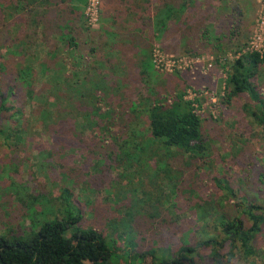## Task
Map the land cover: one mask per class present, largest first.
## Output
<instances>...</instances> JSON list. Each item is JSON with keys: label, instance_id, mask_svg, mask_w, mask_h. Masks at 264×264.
Here are the masks:
<instances>
[{"label": "trees", "instance_id": "1", "mask_svg": "<svg viewBox=\"0 0 264 264\" xmlns=\"http://www.w3.org/2000/svg\"><path fill=\"white\" fill-rule=\"evenodd\" d=\"M252 3L256 6V0H103L94 27L86 15L88 0H0V140L11 150L29 149L35 128L50 137L60 135L61 162L67 163V157L83 162L88 185L81 189L87 185L96 195L104 185L114 186L113 167L126 166L131 180L115 205L120 219L102 204L99 212H112L118 224L112 234L123 235L127 246L152 242V252L145 253L151 255L168 246L164 252L172 251L170 258L156 257L157 264H197L192 254L200 256L206 248L212 249L213 264H232L236 249L251 258L257 253L256 241L261 247L258 238L264 236V200L238 189L226 175L218 186L229 193L234 214L214 212L204 199L211 196L202 177L215 169L210 161L214 138L198 113L200 89L193 86L196 96L186 99L183 74L176 75L183 85L173 84V73L162 76L149 48L166 35L178 39L186 53L210 47L237 57L229 66L221 61L225 56L214 55L218 73L225 74L223 102L251 94L257 104L251 115L264 129V53H244L249 29L239 19ZM127 83L140 90L131 92ZM45 94L41 107H34L33 101ZM197 162L204 171L194 173ZM253 175L251 186L262 185L264 198V169ZM78 177L67 178L61 187L60 216L15 237H0V264H117L98 227L104 223L101 215L96 226L76 225L82 212L79 204L74 206L77 201L84 206L80 193L73 192ZM214 177L207 181L216 182ZM161 183L168 184L166 196H172L173 208L192 211L208 202L207 215L188 227L173 212L154 233L160 203L155 192ZM138 186L147 200L144 205L137 201Z\"/></svg>", "mask_w": 264, "mask_h": 264}, {"label": "rangeland", "instance_id": "2", "mask_svg": "<svg viewBox=\"0 0 264 264\" xmlns=\"http://www.w3.org/2000/svg\"><path fill=\"white\" fill-rule=\"evenodd\" d=\"M102 3L103 0H99L96 10H93V14L91 13L92 11L88 13L89 20L94 27L98 26L99 9ZM252 4L249 7H252ZM239 19L242 23L241 26L244 29H249V41L254 37L255 45L253 47H260L263 44L261 40L264 37V0H256V6L253 4L248 13L243 12ZM149 49L152 52L155 49L157 65H162L164 68L160 69L162 76L165 77L166 74L173 73L172 82L176 81L183 85V79L176 77L177 74H183L186 99H191L195 95L194 87L200 89L198 97H200L202 105L198 113L205 119V124H203L207 134L209 133V136L212 139L214 138L210 161L215 169L210 174L204 173L202 177L208 183L207 187L211 191V196L204 199L206 201L209 199L211 208L215 209L214 212L223 211L230 216L234 214L232 208L233 200L228 196L229 193L224 187L218 186L220 176L226 175L229 183L239 184L237 185L238 189L245 190L246 193L253 197L254 195L258 196L257 198L261 201L264 200L261 195L263 193L262 185L256 186L255 189L251 186L253 185L251 178L254 176L256 169H264V129L254 121L251 115L254 110H257L254 106L257 104L253 101L252 95L246 92L233 97L230 104L223 102L221 95L224 94L225 74L218 73L221 70H218L213 62L215 54H219L220 57L221 55L225 56L226 59L222 58L221 61H226L229 66L232 60L237 57L220 50H216L215 53V48L210 47L200 53H186L184 51L186 47L180 46L178 39L166 35L162 39L154 40ZM3 62L4 58L1 59V63ZM166 63L169 68L171 65H174V68L172 70L167 68L166 70ZM173 84L176 83L173 82ZM125 87L133 93H137L140 90L139 86L134 85V83H127ZM45 98L46 94L37 98V100L33 101V106L41 107ZM209 117L211 119H207ZM213 120L216 121L214 122ZM31 133L33 134L29 149L12 147L13 149L11 150V148L9 149V147L3 145L2 140H0V237H15L18 234L17 232L22 233L34 230L46 219L60 216L63 211V208L59 207L61 203L59 198L61 187L68 184L67 178L79 176L78 180H81L78 185L74 183L72 178V183L75 184L73 192H79V199L84 201L83 208L80 201H77L78 203L75 206L74 203H71L75 208L79 204L82 212V217L79 222H76V225L82 227L96 226L98 224H95V220L99 219L101 215L104 223L101 222L103 225H98V227L103 230L107 237L106 242L113 251L111 259L114 262L117 264H157L156 257L158 259L170 258L168 256L170 251L164 252V249L169 248L168 246H161L159 251L152 254H155V257H152L151 254H145L147 251L152 252V242L148 245L144 244V241H141L142 244L140 245L133 242L127 246L125 242L127 239L123 235L119 238V235L115 236L112 234L118 228L112 212L107 214L99 212L101 211V205L99 204H102L104 205L102 206L104 211H108L107 209L114 210L118 221L121 212L120 209H115V205L126 195L124 188L130 184L129 181L131 180V174L126 170V166L118 165L113 167L110 172V178L115 180L113 181L114 186L112 185L111 188L110 183V186L109 184L107 187L104 185L97 191L96 195L91 188H86L88 182H84V178L87 176L82 173L83 168L81 165H83V162L81 165L76 164L75 160L77 159H72L71 157H67V163L61 162L58 143L63 137L60 135L50 137L40 127L35 128ZM196 165L199 166L196 168ZM194 169V173H200L205 170L204 166L199 162L195 163ZM213 176H215L217 183L213 182L214 180L207 181L208 178ZM86 183L85 189H81V185ZM167 185L166 183H161L160 190L155 192V196L160 199V203L158 206V217L156 218L158 224L153 227V232H160L163 224L162 220L170 221L173 212L177 214L178 221L181 224L185 223L188 227L195 226L196 223L202 221L201 219L208 213V210H206L208 202L206 207L199 204L200 206H194L192 211L187 208L181 210L178 207L173 208L172 196H166L168 194ZM147 187L150 188V185L148 184ZM137 190L139 195L137 201L140 205H144L147 200L143 197L142 188L138 186ZM254 190L258 193L253 194ZM207 194L203 193L202 195ZM257 202L259 201L257 200ZM106 205H109L110 208H107ZM204 209L206 213L203 215ZM96 210H98L97 214H95ZM90 211H92V215ZM182 220H184L183 223ZM205 222L208 229H211L209 219L205 220ZM199 231H201V228L197 232ZM138 232L136 230L135 235ZM177 235L175 236V241L178 243L179 234ZM258 242L261 247L258 246L256 241V255L247 259L244 256H240L239 250L236 249L231 257V263L250 264L249 261L253 259L254 264H264V236H259ZM211 250L207 248L200 249L199 252L202 256H198L194 252L192 255L198 260L197 264H213L214 262L212 263L210 257ZM224 251L225 249L222 250V252Z\"/></svg>", "mask_w": 264, "mask_h": 264}, {"label": "built area", "instance_id": "3", "mask_svg": "<svg viewBox=\"0 0 264 264\" xmlns=\"http://www.w3.org/2000/svg\"><path fill=\"white\" fill-rule=\"evenodd\" d=\"M98 3H99V0H88V5L86 7L87 17H88V13L90 11H92L91 13L93 14V10L94 9L96 10ZM88 21L91 24V22L89 20V17H88ZM261 42H263V44H261L260 47H258V48L257 47H253V45H255V43H254V37H253V39H250L247 48L244 49V52L252 51L253 50V51H258L260 53H264V37L261 40ZM152 59H153V62H154V65H155L156 68H158L159 70L160 69H164L162 65H160V66L157 65L158 63L156 61L155 49L152 52ZM167 68H168V70H172L174 68V65L173 66L171 65V67L169 68L168 65H167V63H166L165 69L167 70ZM195 96H196V93H195V95L193 97H191V99H193Z\"/></svg>", "mask_w": 264, "mask_h": 264}, {"label": "crops", "instance_id": "4", "mask_svg": "<svg viewBox=\"0 0 264 264\" xmlns=\"http://www.w3.org/2000/svg\"><path fill=\"white\" fill-rule=\"evenodd\" d=\"M199 4V3H198ZM215 51V50H214Z\"/></svg>", "mask_w": 264, "mask_h": 264}]
</instances>
